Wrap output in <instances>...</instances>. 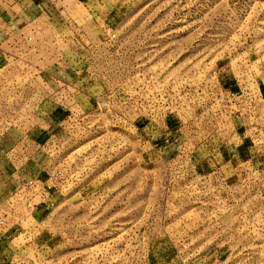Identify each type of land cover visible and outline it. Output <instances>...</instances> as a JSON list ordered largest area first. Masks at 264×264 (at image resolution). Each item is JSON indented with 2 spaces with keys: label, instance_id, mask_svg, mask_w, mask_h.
<instances>
[{
  "label": "rangeland",
  "instance_id": "obj_1",
  "mask_svg": "<svg viewBox=\"0 0 264 264\" xmlns=\"http://www.w3.org/2000/svg\"><path fill=\"white\" fill-rule=\"evenodd\" d=\"M0 264H264V0H0Z\"/></svg>",
  "mask_w": 264,
  "mask_h": 264
},
{
  "label": "crops",
  "instance_id": "obj_2",
  "mask_svg": "<svg viewBox=\"0 0 264 264\" xmlns=\"http://www.w3.org/2000/svg\"><path fill=\"white\" fill-rule=\"evenodd\" d=\"M5 166H6V165H5ZM6 167H8V166H6ZM4 190H5V191H4ZM4 190H3L2 193H3V194H6L7 188L5 187Z\"/></svg>",
  "mask_w": 264,
  "mask_h": 264
}]
</instances>
